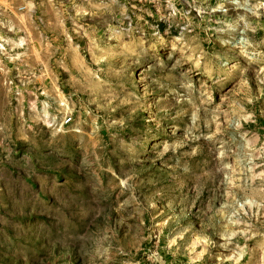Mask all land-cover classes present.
<instances>
[{
  "label": "rangeland",
  "instance_id": "374dc122",
  "mask_svg": "<svg viewBox=\"0 0 264 264\" xmlns=\"http://www.w3.org/2000/svg\"><path fill=\"white\" fill-rule=\"evenodd\" d=\"M0 264H264V0H0Z\"/></svg>",
  "mask_w": 264,
  "mask_h": 264
},
{
  "label": "built area",
  "instance_id": "2783aa9c",
  "mask_svg": "<svg viewBox=\"0 0 264 264\" xmlns=\"http://www.w3.org/2000/svg\"><path fill=\"white\" fill-rule=\"evenodd\" d=\"M67 121H70V118Z\"/></svg>",
  "mask_w": 264,
  "mask_h": 264
}]
</instances>
